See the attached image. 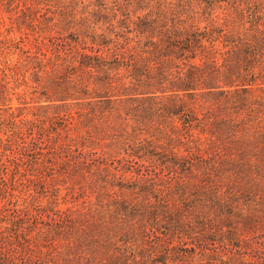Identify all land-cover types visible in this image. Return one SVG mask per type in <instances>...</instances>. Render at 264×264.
<instances>
[{"label":"trees","instance_id":"trees-1","mask_svg":"<svg viewBox=\"0 0 264 264\" xmlns=\"http://www.w3.org/2000/svg\"><path fill=\"white\" fill-rule=\"evenodd\" d=\"M94 2L98 8L93 12V17L100 18L99 28L107 19L115 21L127 33H135L137 40L134 43L142 55L152 53L159 56L164 47L175 54L176 60L188 54L190 61L201 59L209 62L211 71L207 73L208 77L199 71L198 65L190 67L188 72L177 68L175 75L182 89L195 92L199 83L211 82L219 73L220 80H248L249 88L258 80L264 81V0H180V3L188 6L190 13L186 20L188 27L183 30L176 22L179 16L167 20L170 5L163 0H124L123 3L115 0L110 9L103 0ZM81 4L75 0H0V15H11L21 21L32 36L38 33L33 40L27 36L18 38L23 47L28 43L33 46V54L28 53L23 60L19 58L13 64L4 63V101L8 102V72L11 78L13 76L17 88H32L33 93H38L42 99H50V105L30 114L31 119L23 115L19 108L16 109L17 114H11L9 118L4 116V127L12 139L7 140L1 148L6 157L2 172L5 171L4 175H7L8 165L11 172L0 191V264H170L178 257L175 256V248L166 247L159 251L158 245L148 243L139 236L150 239L154 234L170 235V225L175 222L174 217L179 212L177 190L167 188L164 195H159L155 188L151 192L150 188L154 185H147L146 181L144 184L133 183L124 188L131 196L130 200L124 198L118 202L104 189L111 185L107 171L100 169L91 154L79 152L69 159L72 147L69 142L77 143L82 149L88 147L101 133L97 129V122L99 125L106 123L112 110L118 115L129 116V112L123 110L128 108L127 99L113 102L108 94H101L104 90L107 93L110 91L114 71L124 70L131 79L145 80L147 84L151 77L157 80L156 75L151 76L144 67L135 66L134 60L130 61L129 66L125 60L114 58L113 65L105 70L104 64L112 62L80 50L79 44H108L95 40V36L99 37L96 33L97 21L91 22L86 7ZM140 12L144 14L138 15ZM166 21L169 22L168 27L164 24ZM160 26L164 31L159 29ZM109 29L112 28H106ZM52 32L64 39L66 45L59 42L47 44L46 35ZM65 33L70 36L69 41L64 38ZM117 37L120 38L119 35ZM113 43L119 45L117 40ZM4 44L7 47L9 42L5 41ZM67 44L71 47L69 51ZM14 48L23 51L18 46ZM47 51L50 53L48 57L43 53ZM215 55L222 57L219 68ZM144 59L149 61V57ZM143 62L141 60L139 65ZM25 66L30 68L24 70ZM95 71L103 77L95 78ZM247 89L243 92L246 93ZM240 93L233 94L243 101L238 96ZM101 99L103 102L97 106ZM74 108H79L77 115L71 112ZM96 110L101 111L96 113ZM192 110L181 106L179 111L174 110V114L179 113L183 117L184 113L189 115ZM16 118H20V121L17 122ZM185 122L190 126L189 120ZM24 130L35 132L37 141L42 144L32 143L31 149L24 141L18 143L23 140ZM78 130H84V135L76 137ZM43 138H48V142L42 141ZM65 141L66 144L61 145ZM46 151L53 152L50 155L55 157L73 160V168L82 177L92 174L91 178L97 180L81 186L82 194L77 195L85 196L87 189L91 194L96 193L101 187L103 192L99 190L93 199L79 205V196L69 195L64 201H76L79 207L65 210L66 216L60 217L55 205V200L60 196L58 186L48 192L46 182L35 180L39 174H48L47 168L53 166ZM9 152L12 153L11 158ZM60 165V170L69 175L68 162ZM135 194H138L137 200L133 199ZM152 194L158 196L153 197L154 203L147 200ZM30 207H33L32 210ZM225 215L230 216L229 213ZM42 216L47 218V225L41 226L39 221ZM131 219L137 222L130 225ZM94 227L100 230L108 227V231L116 228V233L123 235L117 240L119 246L111 250L109 240L97 241L92 234ZM186 230L190 232L191 228L182 227L184 234L189 233H185ZM56 242H61L57 249ZM84 244L90 249L87 254L82 251Z\"/></svg>","mask_w":264,"mask_h":264},{"label":"rangeland","instance_id":"rangeland-1","mask_svg":"<svg viewBox=\"0 0 264 264\" xmlns=\"http://www.w3.org/2000/svg\"><path fill=\"white\" fill-rule=\"evenodd\" d=\"M75 1L82 2L81 6L86 7L91 22L97 21L96 33L99 37L95 36V40L108 42L107 46L79 44L80 50L97 55L106 62H112L102 63L105 70L113 65L114 58L125 60L129 66L130 61L134 60L135 66L144 67L151 76L156 75L157 80L151 77L147 84L145 80L131 79L124 70L114 71L110 91L107 93L104 90L101 94H108L113 102L121 98L127 99L128 108L123 110L129 112V116L118 115L112 110L106 123L99 125V121L97 122V129L99 128L101 133L88 147L82 149L77 143L69 142L72 146L69 159L79 152L86 151L91 154L100 169L107 171L111 185L104 189L118 202L124 198L130 200L131 196L124 188L133 183L144 184L146 181L147 185H154L150 188L151 192L155 188L159 195H164L167 188L177 190L179 212L174 217L175 222L170 225L171 231H168L170 235L154 234L150 239L139 236L148 243L158 245L159 251L166 247L175 248L177 252L175 256L178 257L170 264L264 262V81L258 80L249 88L248 80L244 82L220 80L219 73L215 74L211 82L199 83L195 92L182 89L175 75L177 68L188 72L190 67L198 65L199 71L208 77L207 73L211 71L209 62L201 59L190 61L188 54L180 55L181 57L176 60L175 54L169 53V48L164 47L159 56L152 53L142 55L140 48L134 43L137 40L135 33L129 34L119 28L115 21L107 19L99 28L100 18L93 17V12L98 8L94 0ZM112 1L103 0V3L110 9ZM123 1L118 0L119 3ZM163 2L170 5L166 14L167 20L173 19L172 16L175 18L179 16L180 19L176 22L182 30L187 29L186 20L190 17L188 6L180 3V0ZM142 14L144 12L138 13ZM10 16L0 15V191L3 189L4 180L8 181L10 178L11 172L9 165L6 167L7 175H4L5 171L2 172V164L4 165L6 157L3 156L1 148L7 140L12 139L4 127V116L9 118L11 114H17L16 109L19 108L22 109L23 115L31 119V113L50 105L48 102L50 99H42L38 93H33L32 88L30 90L25 86L17 88L9 72L6 79L9 89L8 102L4 101V63L13 64L19 58L23 60L28 53L33 54L35 52L32 50L33 46L28 43L23 47L18 38L27 36L29 40H33L38 35L37 33L32 36L25 24L22 25L21 21ZM133 19L135 20V17ZM164 24L168 27L169 22L166 21ZM107 27L112 28L109 29L112 33L106 30ZM159 29L164 31L161 26ZM64 38L68 40L70 36L65 33ZM46 39L47 44L59 42L66 45L65 40L54 32L46 35ZM116 40L119 45L113 43ZM5 41L9 42L11 48L9 45L5 47ZM14 46L23 47V51ZM66 47L67 50L71 48L70 44ZM43 53L47 57L50 56L48 51ZM215 56L219 68L222 57ZM148 57L149 61H146L144 58ZM141 60L145 64L139 65ZM27 68L30 67L25 66L24 70ZM18 72L21 74V71ZM102 77L103 75L95 71V78ZM29 84L32 85L30 82ZM246 88L247 92L244 93ZM238 91H241L238 96L244 102L234 96L233 93ZM102 100H98L96 105L100 106ZM181 106L192 108L191 114L184 113L183 117L179 113L174 114V110L179 111ZM78 111L79 108H74L71 112L77 115ZM100 111L96 110V113ZM186 120L191 122L189 123L191 127L187 126ZM16 121H20V118H16ZM84 132L78 130L76 137L84 135ZM36 138L35 132L24 130L23 140L18 143L24 141L32 149V143L42 144ZM43 140L48 142V138ZM62 144H66V141L61 142ZM45 153L48 156L53 152ZM11 154L8 153L9 158ZM49 158L53 166L51 169L47 168L48 174H39L35 180L46 182L48 192H52L54 187L58 186L60 196L55 200V205L60 217L66 216L65 210H74L83 201L93 199L99 190L103 192L101 187L96 193L91 194L87 189L85 196L77 195L82 194L81 186L97 180L91 178L92 174L82 177L79 171L73 168L75 166L73 160L53 155ZM64 162H68L69 175L60 170V164ZM30 191L33 192V189ZM69 195L79 196L78 205L76 201L73 203L64 201ZM153 197L158 196L152 194L147 200L154 203ZM133 199L137 200L138 194H135ZM32 208L30 207L31 210ZM171 208L176 209L172 206ZM225 213H229L230 216ZM39 222L41 226L48 224L44 216ZM136 222V219H131L130 225ZM184 226L191 228V231L186 230L185 233H189L184 234L182 232ZM95 228L97 227H94L92 234L97 241L109 240L111 250L119 246L117 240L123 235H120L121 232L116 233V228L109 231L108 227H100L101 230ZM128 233L131 234L130 231ZM55 244L57 249L61 242ZM82 251L83 254H87L90 249L84 244Z\"/></svg>","mask_w":264,"mask_h":264}]
</instances>
